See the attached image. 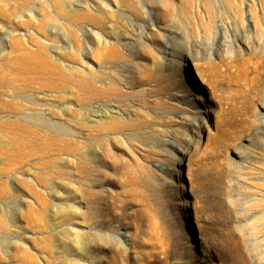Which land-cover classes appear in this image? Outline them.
<instances>
[{
	"label": "rangeland",
	"instance_id": "obj_1",
	"mask_svg": "<svg viewBox=\"0 0 264 264\" xmlns=\"http://www.w3.org/2000/svg\"><path fill=\"white\" fill-rule=\"evenodd\" d=\"M139 1L0 0V264H264V0Z\"/></svg>",
	"mask_w": 264,
	"mask_h": 264
},
{
	"label": "bare ground",
	"instance_id": "obj_2",
	"mask_svg": "<svg viewBox=\"0 0 264 264\" xmlns=\"http://www.w3.org/2000/svg\"><path fill=\"white\" fill-rule=\"evenodd\" d=\"M115 8L117 9V16H120L123 14L122 11L127 10L133 14L134 17L141 16V13L139 12V7L141 8L140 1L139 0H115ZM104 5V3H102ZM105 8H108V5H104ZM95 6L93 5V9ZM47 20V19H46ZM46 20H44V24H42V29L45 31L48 29L49 25H47ZM50 22V21H49ZM91 23L97 24L100 23L96 18L92 17ZM50 31L54 33L55 35H58L57 38H59L61 41H66L64 38H61L60 33L58 32L57 28L54 26L50 27ZM91 35L97 38H102L100 34L96 32H91ZM87 49L90 48L87 47ZM49 48L46 46H38L37 51L38 55L40 56V73L45 74L49 78H53L54 76H62L64 77L66 73L74 74L77 72V69L71 67L70 65H64V67H61L59 65V62H61V58H59L56 54H50ZM51 51V50H50ZM97 59L103 64L102 61V53L97 52L96 53ZM183 57V56H182ZM87 77V78H86ZM84 77L85 83L83 82L84 87L87 90V95L85 96L86 104L89 106H94L95 104L103 105L105 102L109 101L113 96L118 95L116 90H112V87L101 89L96 86V73L91 69V72ZM111 88V89H110ZM36 98H39V96H36ZM91 113L96 114V112H92V110L86 111L85 115H90ZM92 114V115H93ZM106 115V114H104ZM77 117V116H76ZM40 127L41 128H47L49 130L53 131H62L64 132L65 129L57 124H52L51 122L43 119L40 117ZM74 243L76 245H82V240L76 236L74 238Z\"/></svg>",
	"mask_w": 264,
	"mask_h": 264
}]
</instances>
